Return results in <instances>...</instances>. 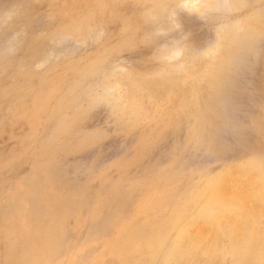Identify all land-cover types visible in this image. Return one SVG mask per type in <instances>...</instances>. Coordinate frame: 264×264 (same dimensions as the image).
Returning <instances> with one entry per match:
<instances>
[{"label":"rangeland","instance_id":"374dc122","mask_svg":"<svg viewBox=\"0 0 264 264\" xmlns=\"http://www.w3.org/2000/svg\"><path fill=\"white\" fill-rule=\"evenodd\" d=\"M251 162L264 0H0V264H198Z\"/></svg>","mask_w":264,"mask_h":264},{"label":"bare ground","instance_id":"6f19581e","mask_svg":"<svg viewBox=\"0 0 264 264\" xmlns=\"http://www.w3.org/2000/svg\"><path fill=\"white\" fill-rule=\"evenodd\" d=\"M247 166L250 169L249 174L252 183L251 187L247 188L249 190L246 191L245 195L238 194L232 197L224 195L221 190L224 183L220 180L211 190L212 200H210L205 209L206 214H204L207 219L206 222L217 226L212 238L206 239L205 242L204 238L189 236L183 232L184 228H180L178 231L180 241L177 239L179 243L170 247L167 258L171 257L184 263L196 260L198 264H212L216 260L222 264H264V162H251ZM237 176L232 178L237 180ZM250 176L249 178L248 176L245 177L244 180L242 178L243 183L241 182V185L243 187L248 185L249 181H244L250 179ZM237 182L239 181L237 180ZM243 187L241 188L243 189ZM243 190L245 191V189ZM183 243L186 246L180 248ZM253 247H256L255 251L251 250ZM159 248L160 246H156L154 250ZM167 260L164 258L163 261L166 263Z\"/></svg>","mask_w":264,"mask_h":264}]
</instances>
